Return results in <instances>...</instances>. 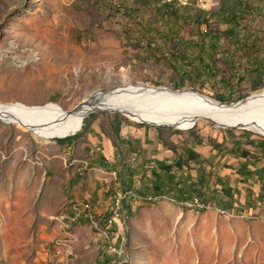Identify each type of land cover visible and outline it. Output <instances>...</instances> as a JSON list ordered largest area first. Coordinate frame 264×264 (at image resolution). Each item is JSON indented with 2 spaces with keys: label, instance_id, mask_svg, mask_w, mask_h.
Returning a JSON list of instances; mask_svg holds the SVG:
<instances>
[{
  "label": "rangeland",
  "instance_id": "374dc122",
  "mask_svg": "<svg viewBox=\"0 0 264 264\" xmlns=\"http://www.w3.org/2000/svg\"><path fill=\"white\" fill-rule=\"evenodd\" d=\"M160 5L159 0L155 9ZM151 9L143 0H0V103L55 104L70 111L94 92L106 94L124 85L175 90L159 78L153 81L148 67L132 62L126 28L149 23ZM242 85L237 87L242 93L233 91L228 97L244 99L264 89ZM85 122L88 136H81V127L74 135L41 143L30 131L0 119V264H264V215L223 212L209 195L203 208L166 195L152 200L131 197L121 230L110 226L106 217L101 220L93 209L99 206L97 189H103L101 196L110 198L111 206H118V191L134 195L139 183L132 178L123 188L112 175L99 185L97 174H106L92 164L100 147L92 145L101 136L93 135L90 127L98 123L101 134L120 158L127 156L131 167H137L139 154L137 148L127 151L125 141L131 143L138 131L154 132L176 157L185 159L184 152L198 146L200 161L208 159L207 170L224 181H230L228 161L216 164L213 155L222 160L237 144L243 149L264 146L263 136L217 127L205 119L189 130H178L105 111L91 113L82 126ZM69 137L82 139L68 149ZM190 165L174 170V177H194L196 166ZM74 187L89 196L68 205ZM68 206L67 213L85 207L87 222L65 216ZM109 241L121 249L119 257L108 252Z\"/></svg>",
  "mask_w": 264,
  "mask_h": 264
},
{
  "label": "crops",
  "instance_id": "0c3cea01",
  "mask_svg": "<svg viewBox=\"0 0 264 264\" xmlns=\"http://www.w3.org/2000/svg\"><path fill=\"white\" fill-rule=\"evenodd\" d=\"M143 1L152 8L151 20L149 23L143 22L140 26L126 28L125 34L131 37L128 48L133 54L131 55L132 62L148 67L153 81L159 78L167 85L178 88L177 90L187 88L214 97H228L233 91L240 94L242 91H239L237 87L242 83H244V87L245 83H249L251 89L253 81L264 82V0L245 2L248 8L245 24L234 29V33L230 36H226L225 33L232 31L233 28L225 24L168 25L166 20L161 19L156 12L155 5H159V0ZM215 2L217 6L218 1L215 0ZM259 20L261 25L254 24ZM87 130L88 126L83 130L81 136H88L90 133ZM90 130L93 135L101 136L98 140L95 139L97 140L95 143L91 137L87 138L91 143H94L92 146L100 145L97 148L96 158L91 159L93 160L92 164L106 174L105 176L100 172L97 174L96 179L100 186H102V182L110 181L112 175H115V181H118L117 177L126 179L125 167L134 169L133 180L135 182L138 179L139 183L137 189L144 184L150 185V173L152 169H155L156 162L171 164L176 157L175 153L172 155L173 148L171 149L162 141L156 140L154 132L145 133L143 131L141 133L138 131L132 136L131 143L128 140L125 141L127 151L130 147L132 150L137 148L136 152L139 154L136 157L137 167H131L127 156L120 158L110 139L101 134L98 123H93ZM80 138L82 139V137L69 139L70 141L66 143L68 149L75 148ZM239 146L237 144L234 147L230 156L221 160L220 156L213 155V160L216 161V164L228 161L230 181L226 182L233 194V210L238 213L264 215V146L255 144L254 147H245L246 149ZM190 150L199 155L200 148L198 146L190 148ZM102 159L105 160L107 168L99 165ZM76 160L83 162L80 158H76ZM205 161L202 163V167L206 173L212 175L210 180L213 183L219 177L214 171L207 170L205 165L209 161L208 159ZM190 164L189 166H191ZM184 176L176 177V179H185L188 176L192 181L197 179V174L194 177L191 174ZM90 185H92L91 188L95 187L94 184L90 183ZM217 187L219 188V186ZM102 192V188L96 190V194L100 198L97 202L99 206H93L94 212L101 220L107 216L110 205V198L101 196ZM92 194L93 192H91V196ZM81 196L86 198L89 194L85 191L79 193L77 187H74L72 194L68 197V205L82 199ZM68 208L69 206L65 210L66 213L69 211ZM81 222L87 221L82 219Z\"/></svg>",
  "mask_w": 264,
  "mask_h": 264
},
{
  "label": "bare ground",
  "instance_id": "6f19581e",
  "mask_svg": "<svg viewBox=\"0 0 264 264\" xmlns=\"http://www.w3.org/2000/svg\"><path fill=\"white\" fill-rule=\"evenodd\" d=\"M100 111L178 130H189L205 119L217 127L245 130L264 137V89L232 105L220 104L188 90L177 92L144 83L124 85L106 94L95 93L70 111L55 104L26 107L0 103L3 122L30 131L41 143L77 133L88 115Z\"/></svg>",
  "mask_w": 264,
  "mask_h": 264
},
{
  "label": "trees",
  "instance_id": "16d2710c",
  "mask_svg": "<svg viewBox=\"0 0 264 264\" xmlns=\"http://www.w3.org/2000/svg\"><path fill=\"white\" fill-rule=\"evenodd\" d=\"M217 1L218 4L216 8L210 11H202L193 6L182 10L174 8L173 4H163L157 8L156 12L160 15L161 19L166 20L168 25L182 24L199 26L210 25L211 23L225 24L233 28L232 31H227L225 33L226 36H230L234 33V29L245 24L248 15V8L245 2H248V0ZM251 84V90L257 91L264 85V82L261 80L253 81ZM173 89L177 90L178 88L173 87ZM193 91L196 92L195 90ZM243 97L245 96H238V99ZM214 98L220 102L228 101L230 103L238 100H233L235 97L233 99L220 96ZM86 128L87 123L85 122L82 126V130H85ZM69 139L70 137L65 140ZM244 153L247 154L248 152ZM184 155L186 156L185 159L181 156L176 157L171 164L156 162L155 169H152L150 173L151 184L142 185L135 193H133L134 195L129 198L133 197L140 200H152L166 195L174 201L181 203H192L194 198H198L203 206H205L209 201L208 199H210L221 211L228 213L235 212L232 207L233 194L231 193V189L227 185V182L220 178H216L212 183L210 180L212 175L205 172V169L202 167V162L199 159V155L190 149L186 150ZM190 163H193L196 166V181H192L189 176L185 179H176L172 172L174 170L181 171L184 167H189ZM99 165L107 168L105 160L103 159L100 160ZM125 175L127 176L126 179H123V177H117L119 182L123 184V188H125V185H128L133 178L134 171L129 167H125ZM209 184H212V186L210 187ZM217 186H219V188ZM207 195H209L208 199H206ZM123 209L126 215L130 214L131 206L128 205V202H123Z\"/></svg>",
  "mask_w": 264,
  "mask_h": 264
},
{
  "label": "built area",
  "instance_id": "2783aa9c",
  "mask_svg": "<svg viewBox=\"0 0 264 264\" xmlns=\"http://www.w3.org/2000/svg\"><path fill=\"white\" fill-rule=\"evenodd\" d=\"M160 3L162 5L163 4H173L180 8H188V7L193 6L202 11H210L214 9L216 6L215 0H160ZM118 194L120 195V203L118 206L109 205L106 218L109 221L110 226H116L119 231L122 229V220L125 219L127 216L123 209V202L126 201L130 196H132V192L131 191H126V192L118 191ZM183 203L191 205L196 208L204 207L198 198H194L192 203H188V202H183ZM84 212H85V207H77V213H66L65 212V216H68L71 219H75V220H82L84 217ZM59 232H64V231L59 229ZM53 241L56 242L59 240L53 239ZM40 250H44V249H42L41 247ZM108 252L113 256L119 257V253L121 252V249L118 248V246H116L114 242L109 241Z\"/></svg>",
  "mask_w": 264,
  "mask_h": 264
},
{
  "label": "water",
  "instance_id": "95a60500",
  "mask_svg": "<svg viewBox=\"0 0 264 264\" xmlns=\"http://www.w3.org/2000/svg\"><path fill=\"white\" fill-rule=\"evenodd\" d=\"M157 88H167V87H157ZM172 90V89H171ZM183 90H190V89H183ZM183 90H174V91H183ZM190 92H192V93H196V94H199V93H197V92H194V91H192V90H190ZM95 93H101V92H94L93 94H95ZM92 94V95H93ZM248 97V96H247ZM246 97V98H247ZM246 98H244V99H246ZM244 99H241V100H239V101H237V102H235V104H238V103H240V102H242ZM219 103V102H218ZM232 104H234V103H230L229 105H232ZM221 128H226V127H221ZM74 135V134H73Z\"/></svg>",
  "mask_w": 264,
  "mask_h": 264
}]
</instances>
